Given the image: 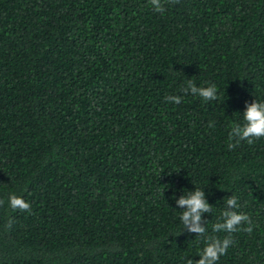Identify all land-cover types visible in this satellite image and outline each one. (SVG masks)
Segmentation results:
<instances>
[{"label": "trees", "instance_id": "16d2710c", "mask_svg": "<svg viewBox=\"0 0 264 264\" xmlns=\"http://www.w3.org/2000/svg\"><path fill=\"white\" fill-rule=\"evenodd\" d=\"M162 3L0 0V264L198 260L176 204L195 188L233 241L216 264H264V137L228 139L264 102V0ZM232 195L252 231L214 233Z\"/></svg>", "mask_w": 264, "mask_h": 264}, {"label": "clouds", "instance_id": "9594fccd", "mask_svg": "<svg viewBox=\"0 0 264 264\" xmlns=\"http://www.w3.org/2000/svg\"><path fill=\"white\" fill-rule=\"evenodd\" d=\"M168 2H176V0H168ZM156 12L165 11L162 0H150ZM185 93H191L194 96H199L205 101H217L218 90L215 85L210 84L206 87H197L191 80L187 81V86L183 89ZM171 103L179 104L182 101L180 96L166 97ZM243 124L234 125L228 135L229 148L235 147L241 141H247L248 144H253L256 139L264 137V102L254 100L251 103H246L245 111L243 112ZM235 141V143H232ZM175 199V197H173ZM4 201L0 200V205ZM9 207L13 210L31 211V205L21 196L11 194L8 200ZM176 204L180 206V220L183 224V229L187 228L189 232L196 233V236L204 238V247L198 253L199 259L193 261L188 259L186 264H216L220 256L225 254L227 249L233 243L231 236H225L223 239L216 236L208 235L205 227V221L202 222V214L210 213L212 205L206 200L204 190L195 188L194 191H187L176 200ZM238 200L235 195H232L226 200V208L222 212L220 220L212 226L214 233L236 232L242 224H246L244 229L248 232L252 231V221L247 214L236 211L238 208ZM12 221L9 219L8 227H11Z\"/></svg>", "mask_w": 264, "mask_h": 264}]
</instances>
